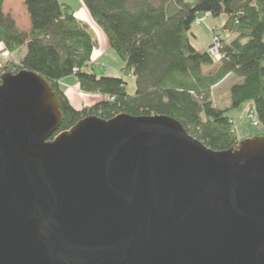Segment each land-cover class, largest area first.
I'll return each instance as SVG.
<instances>
[{
    "label": "water",
    "instance_id": "1",
    "mask_svg": "<svg viewBox=\"0 0 264 264\" xmlns=\"http://www.w3.org/2000/svg\"><path fill=\"white\" fill-rule=\"evenodd\" d=\"M0 83V264H264V136L210 149L171 116L82 118Z\"/></svg>",
    "mask_w": 264,
    "mask_h": 264
},
{
    "label": "trees",
    "instance_id": "2",
    "mask_svg": "<svg viewBox=\"0 0 264 264\" xmlns=\"http://www.w3.org/2000/svg\"><path fill=\"white\" fill-rule=\"evenodd\" d=\"M187 1L81 0L88 23L70 2L25 0L31 29L23 32L4 12L6 0H0L4 51L13 54L27 47L25 57L4 67L0 76L27 69L44 77L62 102L61 131L87 116L112 119L127 113L171 116L213 151L264 136V0H196L193 6ZM206 13L215 19L225 16L224 25L212 30L220 46L221 59L215 62L192 42L193 25ZM93 24L124 62L120 72L136 82L135 94L128 93L124 78L96 72L101 42ZM230 75L242 82L232 86V104L221 110L211 89ZM72 76L82 92L100 95L102 101L81 110L74 107L60 86ZM244 104L250 105L259 125L249 120L256 130L240 138L228 112Z\"/></svg>",
    "mask_w": 264,
    "mask_h": 264
},
{
    "label": "rangeland",
    "instance_id": "3",
    "mask_svg": "<svg viewBox=\"0 0 264 264\" xmlns=\"http://www.w3.org/2000/svg\"><path fill=\"white\" fill-rule=\"evenodd\" d=\"M24 1V0H23ZM22 0H6V5L4 8V11L7 14H10L12 17L16 18L19 22L22 24L24 23L25 15H24V3ZM63 3L70 2L74 6L75 9H78V15L79 17L87 21L88 23L90 21L89 14L87 13L86 9H84L81 0H60ZM188 4L191 6L195 5L196 0H188ZM211 16L205 19V22H202L201 24L193 25V33L195 36H197V42L196 44L202 48H204L207 53L209 52V47H210V52H211V46L213 43H215V37L218 36H213L212 31L210 30V25L214 27V29L219 30L222 26V23L225 20V16L220 17L217 21H214L213 19H209ZM209 19V20H208ZM26 21V20H25ZM214 22V23H213ZM92 23V22H91ZM209 24V25H208ZM93 30L96 32V36L101 42V49L99 52H97L95 55V62L96 64V72L102 76V75H116L120 76L125 79V81L129 84L128 85V93L129 94H135L136 90V82L129 76V75H123L122 72H120V69L123 67L124 62H122L119 57L117 56L116 52L109 47V44L107 40L105 39L104 34L102 33L101 30H98L97 27L92 25ZM223 35V38L227 40V35L224 33H221ZM195 37H193V40ZM196 41V39H195ZM211 43V45L208 47V43ZM26 48L14 52L13 54L7 53L4 51H0V73H3L4 67L8 66L9 64L15 65L17 64L23 57L25 56ZM212 54V52H211ZM220 55V54H219ZM212 57L214 59L212 60H218L217 57H215L212 54ZM2 71V72H1ZM238 82V78L233 75L231 79L226 81L224 84H222V87L216 89L215 94L213 93V98L212 100L214 101L215 106L218 109H226L231 106L232 100H231V95H232V86ZM65 88L68 89H73L77 91L78 93L85 94L80 90V86L77 84V81H73L69 84L61 83ZM86 95V94H85ZM249 104H244L241 106L239 109H234L232 111H229L228 114L232 116L236 121L237 124V132L240 138H244L247 134L255 132V128L252 126L250 120V112H249ZM255 126V125H254ZM256 137V136H255ZM253 138V137H252Z\"/></svg>",
    "mask_w": 264,
    "mask_h": 264
},
{
    "label": "crops",
    "instance_id": "4",
    "mask_svg": "<svg viewBox=\"0 0 264 264\" xmlns=\"http://www.w3.org/2000/svg\"><path fill=\"white\" fill-rule=\"evenodd\" d=\"M23 1V0H22ZM23 3H25V0L23 1ZM6 5V4H5ZM23 13H24V15H25V19H24V23L22 24L21 22H19L16 18H14L15 19V22H17V26H18V28L21 30V31H25V32H29L30 31V29H31V22H30V17H29V14H28V11L26 10V8H25V6H24V9H23ZM5 12V11H4ZM222 17V16H221ZM224 17V16H223ZM220 18V17H219ZM209 19H213L214 21H217L218 19H215V18H213V17H211V18H209ZM208 19V20H209ZM26 20V21H25ZM224 22H225V20H224ZM224 22L222 23V26L224 25ZM214 23V22H213ZM209 25V24H208ZM210 30L212 31L213 30V28L214 27H212L211 25H210ZM195 36V35H194ZM195 39H196V41H195ZM195 39L193 40V38H192V42H193V44H194V46L195 47H197V49L199 50H201V51H203V52H205V54H206V56H208V58H211V59H214V57H212V54H211V52H210V45H211V43H212V41L210 42V43H208V47H209V52L207 53V51L204 49V48H202V47H200V46H198L197 44H196V42H197V36H195ZM26 48V51H27V47H25ZM24 48V49H25ZM3 49H5V45H2V44H0V51H3ZM23 50V49H22ZM8 53V52H7ZM26 53V52H25ZM25 57V56H24ZM23 57V58H24ZM214 61V60H213ZM216 61V60H215ZM214 61V62H215ZM214 65V64H213ZM213 65H210L209 67H206L208 70H210V68H212L213 67ZM233 77V75L231 76H228V77H226V79L224 80V81H222V83H220L219 85H216V86H214L211 90H212V94L214 93L215 94V92H216V89H218V88H220V87H222V84H224L226 81H228L229 79H231ZM73 81H77V79H76V77L75 76H72V77H70V78H68V79H65V80H63V81H61V83H65V84H69L70 85V83L71 82H73ZM238 82L239 83H241L242 82V80L241 79H238ZM60 83V84H61ZM60 86H62V85H60ZM62 88L65 90V92H66V95L69 97V99H70V102L72 103V105L74 106V107H76L77 109H79V110H81L84 106H93V104H95V103H97V102H99V101H102V96H100V95H97V94H92V95H89V94H80V93H78L77 91H75V90H73V89H68V88H65V87H63L62 86ZM214 96V95H213Z\"/></svg>",
    "mask_w": 264,
    "mask_h": 264
},
{
    "label": "built area",
    "instance_id": "5",
    "mask_svg": "<svg viewBox=\"0 0 264 264\" xmlns=\"http://www.w3.org/2000/svg\"><path fill=\"white\" fill-rule=\"evenodd\" d=\"M209 16H212V14L210 13H206L204 16L200 17L198 20H197V23L198 24H201L202 22H205V19L208 18ZM218 37H215V43H213V45L211 46V52L212 54L217 57L218 60L221 59L220 57V46L218 44ZM250 120L253 122V125H259V120H257V117L255 116L254 113H251L250 114Z\"/></svg>",
    "mask_w": 264,
    "mask_h": 264
}]
</instances>
